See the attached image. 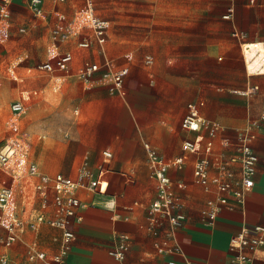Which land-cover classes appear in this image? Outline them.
<instances>
[{
  "label": "crops",
  "instance_id": "crops-1",
  "mask_svg": "<svg viewBox=\"0 0 264 264\" xmlns=\"http://www.w3.org/2000/svg\"><path fill=\"white\" fill-rule=\"evenodd\" d=\"M24 1L28 7V1ZM75 1L70 0L71 10H67L68 0H43L44 15L32 13L51 23L49 46L57 14L72 20L83 5V0L78 5ZM162 5L167 7L166 17H158ZM141 6L143 17L133 21L135 38L125 39L136 42L135 49L133 45H123L124 39L119 45L107 43L108 29L102 44L93 40L89 47H79L77 41L83 35L59 42L61 51L72 54L65 69L39 67L48 52L45 59L28 68L36 71L35 76L29 78L27 87L19 89L14 100L22 93H33L24 100V113L28 111L31 123L29 132H44L38 135L44 139L35 146L37 158L28 139L29 159L44 174L75 178L83 161L97 172L102 151L112 153L103 174L108 183L105 193L78 191L87 204L76 208L79 217L70 223L75 237L69 243L64 264H185L187 260L226 264L237 252L232 247L233 235L242 226L264 225V121L253 128L251 145L257 156L254 184L243 193L241 201L234 193L239 188L236 184L231 190L218 191L212 180L218 171L212 165L208 185L196 182L193 168L197 154L183 150L182 143L195 140L202 147L208 137L203 130L182 128L181 121L188 102H203L200 115L221 126L213 140L211 159L238 156L232 144L222 141H235L238 133L264 111V71L248 72L242 55L244 42L251 43L254 49L264 48V0H152ZM31 26H35V20ZM27 53L33 56L32 51ZM85 62L100 64L88 80L77 75ZM9 66L15 70L16 78L7 75ZM123 67L128 69L123 87L113 90L101 74L105 69ZM5 74L17 84L24 81L12 63L6 66ZM253 86L248 94L239 92ZM144 143L164 159H184L181 167L171 166L167 172L179 200L175 211L184 215L178 227L171 226L167 219L157 223L148 220L157 186L150 176ZM229 168L233 172L231 179H238L239 163ZM3 178L6 175L0 171V180ZM34 181L36 177L31 178ZM31 182L18 196V215L24 220L39 210ZM220 195L226 197L227 204L209 222L201 211L208 200ZM108 198L113 199V207L102 204ZM117 233L128 235L129 247L123 262L110 255ZM5 235L0 226V255L6 253L13 262L39 264V259H28L29 249L39 247L52 256L61 243V229L47 223L36 229L26 228L9 247L1 242ZM252 255L253 264H264V244Z\"/></svg>",
  "mask_w": 264,
  "mask_h": 264
},
{
  "label": "built area",
  "instance_id": "built-area-1",
  "mask_svg": "<svg viewBox=\"0 0 264 264\" xmlns=\"http://www.w3.org/2000/svg\"><path fill=\"white\" fill-rule=\"evenodd\" d=\"M42 1L28 0V7L36 16L44 15ZM95 8V0H83L82 7L74 12L72 20L67 21L66 16L62 13L57 14L58 22L51 28L50 32L52 42L48 48V58L39 67L48 70L54 68L65 69L72 60V54L68 51H61L58 44L70 39L72 36L83 35L77 41L79 47H89L93 40L99 44L104 43L110 23L107 18L98 15ZM9 9L10 1L1 0L0 24L3 19L8 18ZM84 31L88 32L85 33ZM233 34L242 36L240 32H234ZM249 44L242 43L243 60L246 70L255 72L249 70V64L254 60V56L247 51ZM146 61L151 62V59L147 58ZM103 64L108 67V62L105 61ZM99 69L100 64L85 62L78 68L77 75L82 80H88ZM127 73L128 69L126 67L105 69L101 77L110 83L113 90H121ZM7 75L12 78L17 77L12 66L7 68ZM254 88L255 86L239 92L248 94ZM31 94L33 93H22L19 99L10 103L11 110L15 113H23L26 107L24 100L28 99ZM202 104L201 101L187 103V111L182 118L181 126L190 131L203 130L206 132L208 139L202 147H199L198 141L186 139L182 143V149L197 154L193 168L196 182L204 186L208 185V169L212 165L218 171L216 177L212 179L217 183L218 191L223 193L231 190L236 184L239 188L234 189V193L238 201H241L243 193L250 190L254 184L257 156L251 145L252 140L255 138L253 128L259 127L261 121H264V111L238 133L235 141L230 142L228 139H223V144L234 146L238 156L234 155L221 160L214 157L212 160L213 140L221 126L200 115L199 106ZM144 147L147 152L150 176L155 179L157 186L156 198L151 202L148 209V220L150 223H157L167 219L171 226L178 227L181 225L184 215L175 211L179 206V200L172 190V183L167 172L171 166L181 167L184 159L182 156L175 159H164L148 143H144ZM102 156L103 159L97 166V172L91 170L87 162L83 161L78 167L76 177L71 178L60 173L47 175L40 172L36 163L29 159V143L24 139L10 141L1 146L0 171L6 175V178L0 180V226L6 231L5 237L1 239L3 246L9 247L26 228L36 229L42 223H47L61 229V243L58 252L52 256H47L41 248H31L27 252V257L29 260L39 259V264H64L69 250V243L75 237L70 223L79 217L76 214V208L81 204H87L78 196V191L105 193L107 189L108 183L103 178V174L108 170L105 163L111 158L112 153L105 149L102 151ZM234 162L239 163L240 176L238 179L232 180L233 172L230 170L229 165ZM33 177H36V181L31 182ZM30 182L34 190L33 197L39 199V210L24 220L18 215V196L23 193L26 185ZM102 204L113 207L114 201L108 198ZM226 204V197L222 195L216 200L210 199L207 206L202 209L201 215L205 220L212 222L221 207L226 206ZM116 237L117 240L110 251V255L115 260L123 262L129 247L128 235L117 233ZM232 242V247H236L237 252L229 258L226 264H253L252 252L258 246L264 244V225L242 226L233 235ZM169 263L175 264L174 261H169ZM0 264L30 263L13 262L6 253H2ZM185 264L203 263L187 260Z\"/></svg>",
  "mask_w": 264,
  "mask_h": 264
},
{
  "label": "rangeland",
  "instance_id": "rangeland-1",
  "mask_svg": "<svg viewBox=\"0 0 264 264\" xmlns=\"http://www.w3.org/2000/svg\"><path fill=\"white\" fill-rule=\"evenodd\" d=\"M146 1L152 0H95L97 14L110 20L107 43L119 45L120 39H124L123 45L127 43L136 48V42H126L125 39L135 38L136 26L133 21L143 17L141 3ZM80 3L81 0L75 1L77 5ZM65 4H67V10L68 8L71 10L70 0ZM166 8V5L159 7L158 17H166ZM34 20L35 26H31ZM50 25L51 23L35 18L24 0L10 3L9 16L0 24V147L10 141L24 139L28 142L29 139L32 142L30 149L35 158H37L35 146L37 142L44 139V137L39 138L38 135H43L44 132H29L31 123L28 111L15 113L11 110L10 103L17 97L21 87H27L29 78L35 76L36 71L33 69L28 71V68L47 57ZM20 27L25 29L20 30ZM70 45L73 46V44ZM257 50L262 51L264 56V48L250 50L260 60L262 52L257 54ZM30 51L33 53L31 57L27 53ZM123 58L128 59V57ZM9 63H12L23 75V82L17 84L6 76L5 69ZM42 72L45 73V71Z\"/></svg>",
  "mask_w": 264,
  "mask_h": 264
},
{
  "label": "bare ground",
  "instance_id": "bare-ground-1",
  "mask_svg": "<svg viewBox=\"0 0 264 264\" xmlns=\"http://www.w3.org/2000/svg\"><path fill=\"white\" fill-rule=\"evenodd\" d=\"M251 44V43H250ZM249 44V49L247 50L250 54H252V56H254V60L252 61V63L249 64V70L250 71H255V72H260L264 70V65H263V61L264 59L259 60V57H255V54L252 53V51H250L252 48L250 47ZM263 55V54H262ZM260 67V69H259Z\"/></svg>",
  "mask_w": 264,
  "mask_h": 264
}]
</instances>
